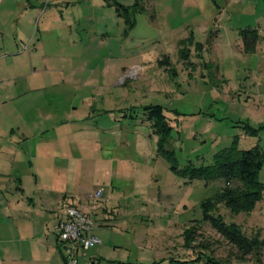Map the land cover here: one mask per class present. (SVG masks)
Returning <instances> with one entry per match:
<instances>
[{
  "label": "rangeland",
  "instance_id": "374dc122",
  "mask_svg": "<svg viewBox=\"0 0 264 264\" xmlns=\"http://www.w3.org/2000/svg\"><path fill=\"white\" fill-rule=\"evenodd\" d=\"M214 2L140 0L142 11L128 29L115 4L129 8L133 0H0V171L39 165L75 195L103 191L107 207L125 219L127 233L113 236L115 245L120 254L139 252L141 263L264 264V246L238 262L236 250L204 222L200 204L221 183L186 185L173 174L157 154L144 110L163 109L172 128L163 147L179 169L210 165L216 152L243 136L244 124L264 128L259 59L230 53L231 32L209 24ZM259 6L260 0L232 1L229 28L239 25L241 12ZM189 37L201 50L187 45L184 61L179 42ZM163 56L168 66L159 64ZM133 67L138 71L130 75ZM257 143L264 145V129L239 148ZM41 144L58 148L49 161L32 158ZM102 153L111 159L100 161ZM108 170H118L121 190L108 188ZM258 180L264 183V165ZM216 215L245 237L264 239V202L238 215L219 206ZM191 228L194 239L186 245Z\"/></svg>",
  "mask_w": 264,
  "mask_h": 264
},
{
  "label": "crops",
  "instance_id": "0c3cea01",
  "mask_svg": "<svg viewBox=\"0 0 264 264\" xmlns=\"http://www.w3.org/2000/svg\"><path fill=\"white\" fill-rule=\"evenodd\" d=\"M221 1L220 4L213 3L217 12L211 11L209 24L213 22L211 28L223 29L224 33L231 32L226 35L228 41L231 40L230 53L243 59L247 57L259 59L258 88L264 90V0H260L259 7H252L248 12H241L239 25L234 29L229 28L233 18L229 15L227 17V14L232 1L235 0ZM41 6L42 13L46 4ZM232 13L237 14L234 10ZM243 30L256 31L258 35V42L251 54L243 52V44L239 36V32ZM218 37L219 35L215 34V41ZM16 46L15 50H18ZM205 49L209 50L206 46ZM132 71L137 73V67L130 69V75ZM257 94L264 97V92L260 93L257 90ZM259 103L263 104V101L260 99ZM247 137L243 134L239 142ZM73 143L76 144V141ZM57 151V146L41 144L37 156L34 158L32 155V158L38 162L49 161L51 155ZM109 159L111 157L108 154L102 153L99 156L100 161ZM108 172V179L111 176L108 188L112 190L118 186L121 190L118 170H108ZM49 175L52 177L51 182L48 181ZM57 179L54 170H49L48 167L42 170L39 165L36 168L33 167V170L0 171V264H65L61 245L54 234V227L63 218L68 207L90 218L94 225L92 234L94 233L98 240V244L91 247L92 251L89 248L77 254V264H144L141 263L142 257L138 256L139 252L134 256L131 254L127 256L128 253L120 254L121 249L115 245L113 236L123 238L127 229L125 219L107 207L110 201L108 195L102 191V197L99 200L88 199L89 195H75L74 190L70 192L68 189L57 186L55 184ZM140 231L136 228L135 233L140 234ZM148 251H152L150 246ZM130 257L134 258L132 262Z\"/></svg>",
  "mask_w": 264,
  "mask_h": 264
},
{
  "label": "trees",
  "instance_id": "16d2710c",
  "mask_svg": "<svg viewBox=\"0 0 264 264\" xmlns=\"http://www.w3.org/2000/svg\"><path fill=\"white\" fill-rule=\"evenodd\" d=\"M139 2L140 0H134L133 5L129 8L115 4L117 15L124 16L128 29L134 25L133 14L142 11ZM239 36L242 40L243 52L253 53L258 42L256 31L243 30L239 32ZM179 43V56L184 61H188L187 45L196 46L199 52L201 50V44L193 42L191 37ZM159 64L168 66V57L163 56V62L160 61ZM144 110L152 134L158 139L157 154L169 163V169L173 174L186 180V185L195 180L202 181L205 185L213 182L221 183L213 196L204 199L200 204L204 222L209 223L215 233L236 250L238 262H243L247 257L258 253L264 246V239L259 242L254 238L245 237L237 225L225 224L222 218L216 215V211L219 206H222L231 215L249 214L256 204L264 202V183L258 180V174L264 165V145L260 146L257 143L249 149L242 150L239 148V139L234 138L229 147L221 149L213 155L210 165L194 167L188 164L179 169L176 166L173 152L163 147L172 130L169 121L164 116L163 109L159 106H149ZM262 129H264L262 126L254 129L247 124L242 127L244 135L251 138H257ZM191 229L192 231L188 229L184 232L186 245H189L194 239V228ZM208 261L210 264H229L214 262L210 258Z\"/></svg>",
  "mask_w": 264,
  "mask_h": 264
},
{
  "label": "built area",
  "instance_id": "2783aa9c",
  "mask_svg": "<svg viewBox=\"0 0 264 264\" xmlns=\"http://www.w3.org/2000/svg\"><path fill=\"white\" fill-rule=\"evenodd\" d=\"M101 197L102 191L96 190L88 199L99 200ZM93 228L90 218L74 208H66L63 218L54 227L65 264H77V254L98 244V240L92 235Z\"/></svg>",
  "mask_w": 264,
  "mask_h": 264
}]
</instances>
